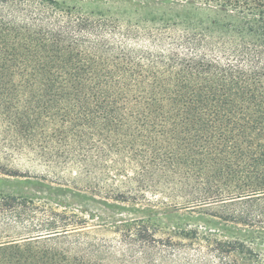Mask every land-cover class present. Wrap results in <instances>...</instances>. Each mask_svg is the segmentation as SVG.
<instances>
[{
	"label": "trees",
	"instance_id": "16d2710c",
	"mask_svg": "<svg viewBox=\"0 0 264 264\" xmlns=\"http://www.w3.org/2000/svg\"><path fill=\"white\" fill-rule=\"evenodd\" d=\"M176 1L221 17L0 0V170L29 155L149 206L109 217L107 240L86 215L0 194V264H264V0ZM167 209L199 215L165 226Z\"/></svg>",
	"mask_w": 264,
	"mask_h": 264
},
{
	"label": "rangeland",
	"instance_id": "374dc122",
	"mask_svg": "<svg viewBox=\"0 0 264 264\" xmlns=\"http://www.w3.org/2000/svg\"><path fill=\"white\" fill-rule=\"evenodd\" d=\"M150 5H143L140 0H70L96 13L118 17L122 22L137 17H153L183 21L189 17H221L212 8L205 7L201 2L195 4L183 3L176 0H154ZM184 4V5H181ZM198 19V18H197ZM179 32L183 27L177 28ZM8 170L20 169L19 176L8 174L0 170V194H14L33 198L40 203L51 205L59 209L76 211L89 218V229L92 234L101 239H114L115 235L108 224L109 217L119 215L123 217H139L148 213L149 206L144 203H124L107 198L104 195L88 191L84 188L83 177L76 174V170L53 171V166L46 162L25 157L6 158ZM14 167V168H13ZM168 216L163 218L166 225L174 222H186L198 216V212L167 209ZM193 213V214H191ZM191 223L204 225L206 220L199 218ZM211 227H216L210 224Z\"/></svg>",
	"mask_w": 264,
	"mask_h": 264
}]
</instances>
